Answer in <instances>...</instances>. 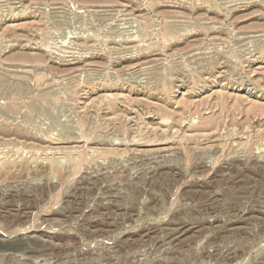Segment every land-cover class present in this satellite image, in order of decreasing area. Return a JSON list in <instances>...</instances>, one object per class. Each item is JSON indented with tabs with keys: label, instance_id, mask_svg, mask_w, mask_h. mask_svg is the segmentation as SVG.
<instances>
[{
	"label": "rangeland",
	"instance_id": "374dc122",
	"mask_svg": "<svg viewBox=\"0 0 264 264\" xmlns=\"http://www.w3.org/2000/svg\"><path fill=\"white\" fill-rule=\"evenodd\" d=\"M0 264H264V0H0Z\"/></svg>",
	"mask_w": 264,
	"mask_h": 264
}]
</instances>
